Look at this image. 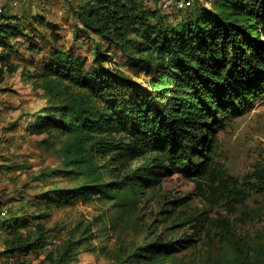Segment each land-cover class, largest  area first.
<instances>
[{
    "label": "rangeland",
    "instance_id": "1",
    "mask_svg": "<svg viewBox=\"0 0 264 264\" xmlns=\"http://www.w3.org/2000/svg\"><path fill=\"white\" fill-rule=\"evenodd\" d=\"M142 1L145 6L159 8L156 0ZM220 1L198 0L196 6L212 10ZM86 2L31 0L22 9L25 24L32 22L35 28L27 26L26 35L17 40L18 53L14 51L12 58L19 65L18 70H5L0 81V222L29 219L27 227L13 234L22 232L31 241L42 237L44 245L37 251L0 257V264H256L258 259L264 262V100L246 114L228 119L217 134L212 184L202 181L199 188L195 180L181 173L158 178L142 159L127 160L113 151L101 152L102 143L98 142L102 139H122L120 133L111 132L82 146L85 150L95 147L85 155H91L99 166L101 192L88 197L79 195L70 203L54 200L48 209L43 199L37 198L52 189L93 183L94 178L86 176L85 167L66 165L63 147L67 139L57 129L42 135L26 131L31 114L42 110L51 100L41 78H31L36 73L32 59L40 61L56 45L84 55L90 68L96 66L94 54L98 43L104 52L108 50L110 44L99 35L84 31L77 17L76 11ZM190 10H184L180 18L177 14L170 23L178 24ZM35 16L59 26L58 42L51 38V29L37 23ZM29 36L36 41L38 50L29 48ZM110 47L111 59L103 68L120 70L129 80L150 88L151 79L161 73L155 55H142L150 58L152 70H141L130 64L128 53L133 52L132 45L127 50ZM80 93L83 92L72 86L64 88L66 96ZM203 161L201 155L189 156L181 168L193 171ZM71 169L74 172H67ZM115 180L122 182V190L109 185ZM220 181L224 186L218 189ZM176 199L183 203H172ZM200 215L207 219L202 230H197L194 225L198 221L187 220ZM13 234L0 226V253ZM233 235L245 245L241 247L244 252L236 249ZM187 238L193 239L191 245H176L169 254L147 249L149 243L185 244ZM62 258L66 259L63 263Z\"/></svg>",
    "mask_w": 264,
    "mask_h": 264
},
{
    "label": "trees",
    "instance_id": "2",
    "mask_svg": "<svg viewBox=\"0 0 264 264\" xmlns=\"http://www.w3.org/2000/svg\"><path fill=\"white\" fill-rule=\"evenodd\" d=\"M156 1L159 8L145 6L142 0H88L76 11L84 31L123 50L132 45L134 50L128 53L132 66L151 71L150 58L142 55H155L161 73L151 79L150 88L129 80L120 70L103 68L111 59L110 45L104 52L98 43L96 66L90 68L84 55L56 45L40 61L32 59L36 73L31 78H41L51 100L31 114L26 131L42 135L57 129L67 139L63 147L66 165L85 167L86 176L94 178L91 185L41 193L37 198L43 199L45 209L54 200L70 203L79 195L88 197L102 191L103 182L97 176L99 166L91 155H85L95 147L85 150L82 146L111 132L120 133L122 139H102L98 142L102 143L101 152L113 151L127 160L142 159L158 178L181 173L201 188L202 181H214L212 163L217 134L225 122L246 114L264 100V0H221L212 10L199 8L198 0H192L191 6L173 13L171 19L161 8L160 0ZM189 8L178 24L170 23ZM26 21L16 13L0 14V81L5 70L11 73L19 68L12 58L14 51L18 53L17 40L26 35L27 26L35 28L34 23L26 25ZM35 21L46 24L51 38L59 41L57 24L42 16H35ZM29 37V48L38 50L34 38ZM70 86L82 91V95H64V88ZM196 155L204 161L193 171L181 168L185 159ZM121 184L115 180L109 185L122 190ZM219 184L218 189L223 188L224 182ZM172 203L178 206L183 200ZM206 219L200 215L187 223L197 220L194 227L202 230ZM22 220L6 219L0 226L13 234L29 225V219ZM231 238L236 249L244 252L240 239L234 235ZM184 242L149 243L147 249L169 254L176 245H191L193 239ZM43 245L42 237L31 241L17 232L6 239L0 255L15 257L37 251ZM63 258L62 263L66 261ZM257 261L256 264H264L261 259Z\"/></svg>",
    "mask_w": 264,
    "mask_h": 264
},
{
    "label": "built area",
    "instance_id": "3",
    "mask_svg": "<svg viewBox=\"0 0 264 264\" xmlns=\"http://www.w3.org/2000/svg\"><path fill=\"white\" fill-rule=\"evenodd\" d=\"M30 1L31 0H0V14L12 9L15 11L16 16L21 18L23 16L22 9H24ZM191 5L192 0H160L161 8L170 19L172 18L173 13ZM1 214L4 216L6 212L3 211Z\"/></svg>",
    "mask_w": 264,
    "mask_h": 264
},
{
    "label": "crops",
    "instance_id": "4",
    "mask_svg": "<svg viewBox=\"0 0 264 264\" xmlns=\"http://www.w3.org/2000/svg\"><path fill=\"white\" fill-rule=\"evenodd\" d=\"M29 3L27 4L26 8L29 6ZM34 5H35V3L32 4V7H34ZM8 14L14 15L15 14V11L11 10L10 12H8ZM4 249H5V242H4ZM4 256L6 257V254L0 255V257H3V258H4Z\"/></svg>",
    "mask_w": 264,
    "mask_h": 264
}]
</instances>
